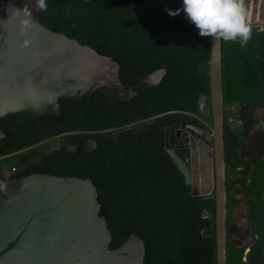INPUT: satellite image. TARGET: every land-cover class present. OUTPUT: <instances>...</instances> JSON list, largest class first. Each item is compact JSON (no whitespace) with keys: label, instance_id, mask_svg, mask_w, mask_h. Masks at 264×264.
<instances>
[{"label":"trees","instance_id":"obj_1","mask_svg":"<svg viewBox=\"0 0 264 264\" xmlns=\"http://www.w3.org/2000/svg\"><path fill=\"white\" fill-rule=\"evenodd\" d=\"M10 1L17 5V0ZM46 2L47 11H40L34 1L30 7L32 17L100 53L112 55L119 64L124 86L135 85L138 74L160 67L165 68L164 80L117 103L109 102L101 90H95L77 100L59 97V115L32 119L24 112L5 114L0 117L6 134L0 140V156L61 132H93L61 136L68 141L60 149L48 150L17 170L11 169L13 158L21 153L2 158L0 178L30 172L90 177L97 188L99 213L105 216L111 233L110 248L120 244L129 228L144 240L145 264H217L214 197L191 194L190 184L164 146L165 128L187 122L203 130L206 125L193 115L167 112L123 127L173 109L201 116L200 95L206 96L205 105L210 109L209 74L198 72L200 61L210 54L209 37L200 36L187 20L182 0ZM176 9H181L179 15H168V10ZM231 46V42L221 40L223 99L225 60ZM247 48V69L264 87V25L260 30L253 29ZM258 106L264 107V100L242 101L238 115L242 124L237 132L229 127L224 115L226 186L229 169L242 162L238 150L257 124L254 109ZM114 127L120 128L95 131ZM44 148L49 149L48 142L32 149ZM3 168L10 171L8 176ZM228 196L227 189V210ZM247 247L244 264H264V232ZM231 255L227 227V264H232Z\"/></svg>","mask_w":264,"mask_h":264},{"label":"water","instance_id":"obj_2","mask_svg":"<svg viewBox=\"0 0 264 264\" xmlns=\"http://www.w3.org/2000/svg\"><path fill=\"white\" fill-rule=\"evenodd\" d=\"M10 0H0V117L15 112L32 119L61 113L59 97L73 100L101 90L111 103L128 100L145 88L164 80L165 68L138 74L137 82L126 87L119 77V64L112 55L98 52L62 31L43 25L32 17L31 27L21 33ZM31 41L22 47V41ZM198 66L209 74V117L173 109L129 123L148 121L167 112L197 117L209 131L207 148L211 163V189L198 193L172 155L167 127L164 146L193 196L212 194L217 264H227V186L224 159V99L221 41ZM206 97L205 95H203ZM193 124L182 122L180 126ZM120 127L95 130L106 132ZM88 130H71L4 154L0 159L35 148L54 138ZM6 137L0 126V140ZM186 140L182 146L186 147ZM187 150V149H186ZM12 169V167H11ZM3 171L5 169L3 168ZM97 188L90 177L30 172L19 177L0 178V264H145L144 240L129 228L120 244L109 247L111 233L104 215L99 213Z\"/></svg>","mask_w":264,"mask_h":264},{"label":"rangeland","instance_id":"obj_3","mask_svg":"<svg viewBox=\"0 0 264 264\" xmlns=\"http://www.w3.org/2000/svg\"><path fill=\"white\" fill-rule=\"evenodd\" d=\"M34 1L17 0V6L21 9L24 7L30 9ZM246 8L251 9L248 22L252 29L260 30L264 25V0H246ZM231 43L232 46L228 49L225 60L224 115L229 127L237 132L242 124L238 118L242 101L264 100V87L262 82L247 69L245 58L249 50L247 45L242 47L236 44L237 42ZM198 102L201 116L209 117L203 95H200ZM258 107L260 114V110L263 109ZM257 120L258 124L249 138L239 147L238 155L242 162L229 169L227 179L230 201L228 235L232 244V264H244L245 254L249 249L247 244L264 232V124L261 123L260 116ZM202 134H204V140L209 138L208 129H203ZM67 141V138L57 137L48 141L49 149H32L15 156L12 170L20 169L36 161L48 150L57 151ZM4 173L8 176L10 171H4Z\"/></svg>","mask_w":264,"mask_h":264},{"label":"clouds","instance_id":"obj_4","mask_svg":"<svg viewBox=\"0 0 264 264\" xmlns=\"http://www.w3.org/2000/svg\"><path fill=\"white\" fill-rule=\"evenodd\" d=\"M36 8L47 11L46 0H36ZM182 10L202 37H211L213 44L239 42L243 47L252 38L250 12L246 8V0H182ZM181 9L168 10V15L176 16ZM14 15L21 24V33L26 34L31 27L32 11L27 7L14 10ZM31 41H22V47H29Z\"/></svg>","mask_w":264,"mask_h":264},{"label":"bare ground","instance_id":"obj_5","mask_svg":"<svg viewBox=\"0 0 264 264\" xmlns=\"http://www.w3.org/2000/svg\"><path fill=\"white\" fill-rule=\"evenodd\" d=\"M166 131L170 151L192 186L198 193L210 191L212 184L209 148L206 143L208 138L204 140L202 131L191 125L169 128ZM185 140L188 144L186 147L182 146Z\"/></svg>","mask_w":264,"mask_h":264},{"label":"flooded vegetation","instance_id":"obj_6","mask_svg":"<svg viewBox=\"0 0 264 264\" xmlns=\"http://www.w3.org/2000/svg\"><path fill=\"white\" fill-rule=\"evenodd\" d=\"M18 7H19V6H18ZM22 9H23V8H22ZM29 10H30V9H29ZM258 108H261V109H263V110H260L261 113L259 114L257 108L254 109L255 118L257 119V118L260 116V117H261V123L264 124V108H262V107H258ZM257 124H258V120H257ZM257 124H256V125H257ZM256 125H255V126H256ZM255 126H254V128H255ZM254 128H253V129H254ZM263 156H264V155H263ZM227 216H228V217H227V220H228L227 223H229V209H228V212H227ZM227 227H228V224H227Z\"/></svg>","mask_w":264,"mask_h":264},{"label":"built area","instance_id":"obj_7","mask_svg":"<svg viewBox=\"0 0 264 264\" xmlns=\"http://www.w3.org/2000/svg\"><path fill=\"white\" fill-rule=\"evenodd\" d=\"M248 11H249V12H251V9H250V8H248ZM205 216H206V215H205Z\"/></svg>","mask_w":264,"mask_h":264}]
</instances>
